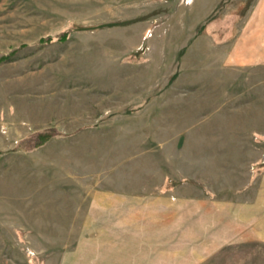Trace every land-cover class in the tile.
<instances>
[{
  "label": "rangeland",
  "instance_id": "374dc122",
  "mask_svg": "<svg viewBox=\"0 0 264 264\" xmlns=\"http://www.w3.org/2000/svg\"><path fill=\"white\" fill-rule=\"evenodd\" d=\"M255 185L264 0H0V264H264Z\"/></svg>",
  "mask_w": 264,
  "mask_h": 264
},
{
  "label": "crops",
  "instance_id": "0c3cea01",
  "mask_svg": "<svg viewBox=\"0 0 264 264\" xmlns=\"http://www.w3.org/2000/svg\"><path fill=\"white\" fill-rule=\"evenodd\" d=\"M252 188L255 190V193L257 196L259 194H264V186L255 185V186H252ZM248 207H251V208L245 211V215H246L245 224H248V225H258L261 223L264 224V216H262L264 212L260 211L259 209H257V207L253 205L248 206ZM253 242L256 243V246H259L262 249H264V234L262 235L261 233L260 234L257 233L255 234V238L248 237V236H245V237L241 236L240 238L224 239L222 241L212 240L211 241V256H213L218 250H220L221 248L225 246L235 245V244H239L241 246H247L248 243H253ZM249 255H252V253H249Z\"/></svg>",
  "mask_w": 264,
  "mask_h": 264
}]
</instances>
